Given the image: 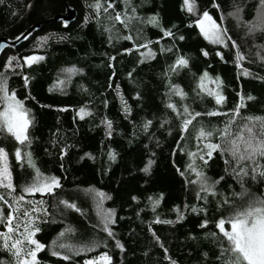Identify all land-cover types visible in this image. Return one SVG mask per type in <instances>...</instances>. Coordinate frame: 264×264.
<instances>
[{
	"label": "trees",
	"instance_id": "1",
	"mask_svg": "<svg viewBox=\"0 0 264 264\" xmlns=\"http://www.w3.org/2000/svg\"><path fill=\"white\" fill-rule=\"evenodd\" d=\"M96 2L4 0L0 4V36L15 39L30 26L42 23L20 45L8 47L0 60V72L8 75L9 90L16 91L33 117L29 128L31 146L27 150L36 167L45 175L58 177L61 185L51 195L25 194L27 198L43 199L49 213L39 222L40 232L36 234V239L45 245L37 254L39 264H84L105 251L112 257V264H224L223 259H218L222 236L214 222L234 208H218L217 204L224 196L232 199L236 208L246 206L255 197L264 199V177L253 180L249 174L244 179L248 193L234 197L232 193H239L241 188L230 175L231 166L225 170L227 157L213 152L211 158L205 157L206 164L197 158L196 165L213 179L224 177L216 186L220 195L209 196L207 202L198 200L197 187L189 182L196 177L187 170L191 162L187 153L197 150L196 136L201 126L206 130L224 128L229 119L225 114L240 103L238 93L244 97V106L231 126L234 133L246 123L245 117L264 116V47H257L264 46V32L247 35L244 23L234 17L222 22L245 56L241 67H237L236 50L231 45L225 48L211 44L192 22L207 10L220 23L221 11L226 15L233 5L243 10L242 20L249 21L256 14L258 0H195L196 14L183 7L184 0H128L127 6L125 0H99V12L91 7ZM66 3L76 9V20L66 27L63 21L47 22L63 13ZM108 3L113 8L105 13ZM214 3L220 9L213 7ZM133 8L139 19L133 18L127 28L109 18L117 12L132 16ZM153 16L159 27L147 23ZM161 29L171 30L173 36L163 37ZM129 35L132 40L124 38ZM43 36L49 39L38 47V38ZM146 40L153 42L149 47L155 56L140 62V52L145 49L137 51L135 45ZM125 49L133 50L129 53ZM202 50L208 52L207 57ZM217 51L223 59L216 55ZM33 54L44 59L31 66L15 67L13 61L12 69L4 67L9 57H19L23 64L22 58ZM177 55L188 58L189 66L171 72L169 66ZM73 67L77 70L74 73L66 71ZM244 69L250 75L245 76ZM205 70L210 77L219 76L223 81L226 99L222 105H216L212 97L197 95L198 77ZM24 76L29 78L27 87ZM169 81L180 86L187 94L185 99L173 95L168 100ZM122 100L129 109L127 113ZM169 102L180 111L188 105L191 111L202 115L182 133L181 118L166 107ZM81 107L90 112L84 119L77 115ZM210 111L221 114H204ZM105 119L111 121V129L102 123ZM147 121L151 125L145 130ZM211 142H219L218 133ZM17 146L13 137L0 134V147L8 152L15 193L20 195L21 187L32 180L34 173L26 161L21 166L15 160ZM109 153L115 159H110ZM98 192L106 197L100 208ZM0 193L11 201L5 189L0 188ZM61 200L75 203L80 211L66 208L59 203ZM155 200L160 202L154 207ZM3 207L7 209L6 205ZM177 207L182 219L177 218ZM193 207L206 208L207 212H193ZM108 209L114 210L115 222L110 225L114 238L100 227L98 212ZM205 219L208 225L200 227ZM62 231L64 237L59 236ZM213 232L217 233L216 238L211 235ZM53 240L76 246L92 240L102 243L93 251L78 255L57 249L71 255L66 261L51 254ZM115 240L121 242L123 250L115 246ZM0 261L12 264V255L3 248L2 241Z\"/></svg>",
	"mask_w": 264,
	"mask_h": 264
},
{
	"label": "snow or ice",
	"instance_id": "2",
	"mask_svg": "<svg viewBox=\"0 0 264 264\" xmlns=\"http://www.w3.org/2000/svg\"><path fill=\"white\" fill-rule=\"evenodd\" d=\"M4 0H0V4H3ZM128 0H125L127 6ZM30 7V5H28ZM91 7L95 8L97 12L100 11L102 5L97 0V2ZM183 7H186L187 11L191 14H196V4L195 0H184ZM213 7L220 9V5L214 3ZM113 8L112 3H108L107 7H104L103 11L108 12V9ZM242 9L233 5V10L229 11L226 15L221 11L219 20L214 18L209 11L205 10L202 14H198L197 18L192 22L199 30L202 37L214 45H221L225 48L231 45L232 48L236 50L235 52V62L237 67H241V61L245 59L244 54L240 51V46L235 40L228 35L227 28L223 26V21L227 17H234L237 22L244 23L247 28V35H252L257 31L264 32V0H258L256 7V14L252 20L243 21L242 20ZM132 16H129L127 12L119 13L117 12L114 17H109L117 22H120L124 27H128L129 22L135 18V9H132ZM15 14V13H13ZM87 19V18H86ZM147 23L159 27L157 17H149ZM65 27L68 21H63ZM189 26H192L191 24ZM163 37H172L173 33L168 29H161ZM29 33H21L25 39ZM21 36L15 37L19 40ZM127 40H132L131 35L124 37ZM48 36H43L38 38V47H42L47 40ZM63 39V37H61ZM183 39V37H179ZM153 42L146 40L142 44L135 45L137 51L143 48L145 51L140 52L141 60L143 62L145 59L154 58L155 53L149 47ZM159 43V41H157ZM264 47V46H257ZM133 49H125L126 52H131ZM161 51L171 52V48H161ZM202 54L207 57L208 52L202 50ZM221 59H223V54L219 51L216 53ZM259 56V52L257 53ZM23 64L20 63L19 57H9L5 69H12L14 67L13 61H15V67H23L24 65L31 66L33 63L41 61L44 59L42 55H28L22 58ZM114 59V58H112ZM264 59V57H261ZM189 66V59L183 55H177L174 63L169 66L171 72H177L180 68H185ZM68 73H74L77 71L74 67L66 69ZM245 76L250 75L247 69L243 70ZM167 75V74H166ZM131 76V73H129ZM8 75L6 72H0V134H8L14 138L17 142V147L14 150V157L18 163L26 161L27 165L33 170L32 180L21 187V194L15 195V186L13 184L12 173L9 165V156L5 148L0 147V188L6 190L7 197L11 198V201L6 198L4 193H0V225L3 226L4 230L0 231V241H2L3 248L10 252L12 255V264H39L37 259V254L45 248V245L37 240L36 234L40 232V228L35 226V221L39 219V214L48 215V210L44 206L45 201L43 199L36 200H26L25 194H53L54 191L61 185L59 183V178L55 175H45L36 167L32 154L27 149L31 146V138L29 135V128L33 123V117L30 114V110L25 107L23 100L19 99L16 95L15 90H9L8 86ZM24 86L27 87L29 83V78L27 76L23 77ZM57 83H64V81H58ZM223 81L219 76L215 78L210 77V74L205 70L199 77L197 81V95L203 96L207 95L212 97L216 105H222L225 101V96L222 93ZM210 85H214L211 87ZM119 86H117V89ZM168 100L171 101L173 95L179 96L181 100L185 99L187 94L183 92L177 84H172L169 81V91L166 94ZM240 96V103H238L235 109L229 115L228 121L225 123L223 129L206 130L201 126L197 131L196 139L199 142L197 144V150L195 152L189 151L187 154L190 157L191 162L187 165V170L195 175L194 180L189 182L196 185V198L198 200H204L207 202L208 197H217L220 195L216 191V186L224 179L220 176L213 179L207 176L202 170H200L196 165V159L199 158L203 163H207L205 157L211 158L213 152H220L222 156L227 158L224 160L226 165V172L231 166L230 175L239 184L241 191L239 193L233 192L234 197H243L248 193V189L245 188L244 179L251 174V179L255 180L257 176L264 177V164L261 160H264V116H248L245 117L246 123L243 124L237 132L231 130V126L235 121V117L239 115L240 108L244 106V97L242 93H238ZM248 99H252L251 96ZM124 105V111L127 113L129 111L126 103L122 100ZM166 107L172 109L176 113L178 118H181V132L184 133L188 130L189 125L192 124L193 120L200 117L202 113L193 112L190 110L188 105H183L182 111L177 109L176 104L167 103ZM206 115H220L219 112H207ZM77 115L80 119H84L85 116L90 115V112L86 107H81ZM102 123L106 125L107 129H111L112 123L109 120H102ZM151 125V121H147L144 124L145 130ZM218 133L219 142H211L212 138ZM111 135V132H108ZM183 138V137H182ZM202 145V146H201ZM64 154L62 150L61 155ZM110 159H115L113 153H109ZM152 162L149 161V164ZM147 171V168H145ZM181 175H184L181 172ZM98 205L100 208L103 204V200L106 198L103 192H98ZM135 199V198H134ZM151 199V198H149ZM159 200L153 201V206L159 204ZM63 204L66 208H71L76 211H80L75 203H70L67 200H61L59 202ZM27 204L30 207L25 208L24 205ZM6 205L7 209L3 206ZM228 206L234 208L233 211L229 212L227 216H221L218 221L214 222L215 228L219 230L222 238L220 239V257L218 259H223L224 264H264V199L260 197H255L248 201L247 205L242 208H236L234 206L233 200L228 196H224L217 204L218 208H223ZM187 207V206H186ZM7 210V215L4 213ZM178 213V219H182L183 216L179 213V208L176 209ZM193 212L203 211L207 212L206 208L197 209L192 208ZM100 217V227L101 230L107 234L108 237L114 238V233L110 227L115 221L113 219L114 210L108 209L106 211L98 212ZM157 222H160L157 220ZM164 223H171V221H163ZM229 225L228 228L225 225ZM208 225V220L205 219L200 227H206ZM66 231H71L67 229ZM213 238L217 237V233H211ZM60 237L65 236V232L59 233ZM158 239V238H157ZM102 241L92 240L86 244H81L79 246L58 243L56 240L52 241L53 250L51 254L53 256L62 257L63 260H70L72 257L69 254H62L57 249H66L68 253L80 254L82 252H90L93 249L98 248ZM115 246L123 250V245L119 240H115ZM166 251V250H165ZM168 258V257H166ZM170 259V258H168ZM0 264H6L4 261H0ZM84 264H112V257L108 252H102L98 256L91 259L85 260ZM171 264H175L172 261Z\"/></svg>",
	"mask_w": 264,
	"mask_h": 264
},
{
	"label": "water",
	"instance_id": "3",
	"mask_svg": "<svg viewBox=\"0 0 264 264\" xmlns=\"http://www.w3.org/2000/svg\"><path fill=\"white\" fill-rule=\"evenodd\" d=\"M77 15H78V13H77L76 9L73 6H71L69 3H66L65 4V11L63 13L57 14L53 18L47 20V22L65 21L66 20V21H68V24H70L71 22L76 20ZM41 26H42V23L34 24V25L30 26L28 29H26L24 33L31 34L33 31L39 29ZM24 40H25V38L23 36H21V38L19 40L11 39L8 36H0V60L3 56V54L5 53V51L8 49V47L18 46Z\"/></svg>",
	"mask_w": 264,
	"mask_h": 264
},
{
	"label": "rangeland",
	"instance_id": "4",
	"mask_svg": "<svg viewBox=\"0 0 264 264\" xmlns=\"http://www.w3.org/2000/svg\"><path fill=\"white\" fill-rule=\"evenodd\" d=\"M9 165H10V162H9ZM10 169H11V167H10ZM15 195H18V194L15 193ZM25 198H26V200H36V201L41 200V199H39V198H35V197H28V198L25 197ZM24 207H25V208H28V207H30V206L27 205V204H25ZM46 217H47V215H43L42 213L39 214V219H37V220L35 221V226L38 227L39 222H41L42 220H44ZM35 238H36V237H35Z\"/></svg>",
	"mask_w": 264,
	"mask_h": 264
}]
</instances>
